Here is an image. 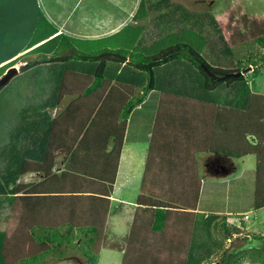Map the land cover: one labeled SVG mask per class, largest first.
I'll use <instances>...</instances> for the list:
<instances>
[{"label": "crops", "instance_id": "1", "mask_svg": "<svg viewBox=\"0 0 264 264\" xmlns=\"http://www.w3.org/2000/svg\"><path fill=\"white\" fill-rule=\"evenodd\" d=\"M20 1L0 0V17H4ZM25 1L34 3L35 20L41 15L56 30L55 35L64 34L79 40L108 39L117 37L128 26H140L144 32L143 25L137 23L145 20L147 14L144 19L134 18L141 0ZM34 31L23 28V25L13 29L0 25V68L13 60L17 61L4 71L0 79L10 69H16L15 65L23 67L27 63L21 59L23 55L45 42L29 48ZM181 83L179 87L171 85L172 90L182 87V91L192 89L191 81L183 79ZM155 89L133 106L125 120L99 264H197L195 249L199 243L195 241V234L203 231L202 227L197 228L198 217L214 225L222 220L236 227L234 216L242 219L247 215L246 220H241V223H245L250 220L251 211L257 214L264 210V206L254 207L258 171L256 157L251 150L257 144V139L253 129L248 128L252 123L251 114L244 115L238 121L237 110L225 104L232 99L231 95L210 100L205 95L158 90L155 93ZM141 91L137 92L136 89V95ZM65 100H68L67 106L72 97H65L61 104ZM61 104L44 111L49 109L57 112ZM41 112L34 116L29 111L21 110L16 127L13 126L8 134L9 142L5 147H0L1 244L12 214L10 202L16 186L37 185L44 179L38 170L32 172L24 168L23 173L14 177L13 168L15 161L23 162L24 165L37 163L38 153L43 150L47 137V126L40 118L46 113ZM59 113L52 118L47 117L53 119ZM12 116L4 113L0 114V119ZM30 120L36 122L32 129L28 127ZM1 124L6 127L13 125L9 121H0ZM18 130L20 135L17 134ZM142 138L147 147L137 151L135 145L142 143ZM107 148H111V142ZM12 149H16L17 153H12ZM34 159L35 163L32 161ZM58 161L62 165L61 169H57ZM64 166L63 157H56L52 174L59 175ZM261 191L264 194V186ZM244 195L253 200L245 204ZM173 199L185 200L183 203L186 206L182 209L168 208ZM160 208L164 216L158 210ZM53 212L57 214L58 211ZM43 213L44 209L40 207L33 210L21 207L15 215H19L20 224L28 219L29 214ZM163 217L162 230L155 231V222L163 220ZM227 240L235 239L229 237ZM236 253L237 250L233 252ZM103 254L105 260L102 259ZM197 256L198 262L204 264L203 258Z\"/></svg>", "mask_w": 264, "mask_h": 264}, {"label": "trees", "instance_id": "2", "mask_svg": "<svg viewBox=\"0 0 264 264\" xmlns=\"http://www.w3.org/2000/svg\"><path fill=\"white\" fill-rule=\"evenodd\" d=\"M146 14L141 0L134 18L142 19ZM163 22L167 24V21L160 19L152 24L151 30H162ZM210 24H215L213 33L199 38L197 48L187 43H177L155 56H146L143 50L137 48L149 30L143 32L140 26H128L119 35L132 29L135 33L132 40L124 44L126 49L111 52L128 58V62H123L115 58H96L103 52H110L107 49L94 54L77 51L74 39L64 34L55 35L56 30L41 15L38 16L29 48L45 42L23 55L21 59L27 63L21 68V73L29 72L34 80L43 76L46 88L40 90L42 93L35 94L38 105L33 103L23 112L29 111L36 116L46 108L59 106L65 97H72V100L55 118H48L44 112V117H40L47 126V137L43 150L38 153L37 163L24 165L15 161L14 177L23 173L24 168L32 172L38 170L44 179L37 185L16 186L10 202L12 214L0 247L3 264H99L125 120L133 106L155 88V69L160 67L167 68L166 72L175 78L181 77L193 83L188 91H182L183 87L175 89L176 94L188 92L195 96L205 95L210 100L231 95L232 99L225 101V104L237 110L238 121L244 115L251 114L252 123L248 128L253 129L257 139V144L251 150L256 157L258 171L254 207L264 206L261 191L264 186V95L250 92L245 75L239 74L248 66L253 68L254 73L258 65L264 62V53L254 59H246L247 66L245 61L239 59L232 63L233 45L218 23L211 21ZM253 43L264 50V30L253 37ZM202 50L211 52L218 64H210L202 56ZM181 52H187V55H179ZM16 62L13 60L1 67L0 76ZM8 83L1 85L0 90ZM138 87L142 91L136 95ZM29 122L30 129L36 126L33 120ZM17 134L20 135L19 130ZM109 142L111 148L108 150ZM12 150V153H17L16 149ZM58 156L63 157L65 166L59 175H55L51 170ZM32 161L36 162L35 159ZM183 202V199H173L171 207H167L182 209L186 206ZM21 207H29L30 210L40 207L44 213L29 214L28 219L18 224L19 215L15 213H19ZM53 210H57V214H53ZM158 210L164 216L163 209ZM163 222L164 217L163 220L158 219L154 230L161 231ZM221 226L226 237H237L245 232L226 222ZM246 233L240 235L238 240L247 243L254 240L264 244L262 236ZM63 248L75 249L76 253L64 257Z\"/></svg>", "mask_w": 264, "mask_h": 264}, {"label": "rangeland", "instance_id": "3", "mask_svg": "<svg viewBox=\"0 0 264 264\" xmlns=\"http://www.w3.org/2000/svg\"><path fill=\"white\" fill-rule=\"evenodd\" d=\"M143 3L147 15L145 20L137 24L143 25V29L149 30V33L137 48L143 50L146 56H155L177 43H187L197 48V40L199 38L213 33L215 24H210L211 21L218 23L217 25L224 32L225 37L233 45L232 63L239 59L245 61L244 64L247 66L249 64H247L246 59H254L260 53H264V50L253 43V37L264 30V0H143ZM33 5L34 3H29V1L28 3L25 0L20 1L16 7L7 11L4 17H0V25L11 27V29L23 25V28L34 31L37 21L34 18L33 10L35 8H33ZM160 19L167 21V24L163 22L162 30L153 32L151 30L153 28L152 24L157 23ZM210 19L212 20L210 21ZM65 26L68 27V25ZM129 28L132 27L129 26ZM134 34L132 29H129L126 32L123 31L117 37L108 39H74V46L77 51L84 54H94L106 49L114 52L120 48L126 49L124 44L131 41ZM98 40L100 42L95 43ZM201 52L202 56L210 64H218L211 52L206 50ZM179 55L186 56L187 52H181ZM15 67L17 71L15 76H13L7 86L0 90V114L14 115L11 118L0 119V121L13 123L11 127H6L4 124L0 125V147H5L9 142L10 137L8 134H10L13 126L16 127L21 110L33 103L38 105V99L35 94L42 93L40 90L43 91L46 88L43 76H40L38 80H34L33 77L29 76V72L21 73L22 67L20 64L15 65ZM155 70V93H157L156 90L173 93L172 83L179 87L183 81V78H175L176 76L173 77L169 72H166L167 68L160 67ZM107 74L110 76L109 69ZM241 74L245 75L250 92L264 95V62L258 65L254 73L253 68L248 66ZM34 81L36 84H34ZM140 90L141 87L137 88V92ZM67 102L68 100H65L61 107L56 110L57 112L49 109L43 112L52 118L66 106ZM131 146L133 147L134 144ZM141 147H144V149L147 147L144 138H142V143L135 145V150L138 151ZM57 163V169L58 167L61 169L62 165L59 161ZM248 163L250 162L248 161ZM243 200L245 204H248L253 199L244 195ZM233 218L236 228L238 224V228L241 231L264 238V210L257 214L251 211L250 220L245 223H241L243 217L242 219L237 216ZM221 223H223L222 220L214 225L211 221L203 220L201 216L197 218L196 224L198 226H196L198 229L202 227L203 231L195 234V241L199 243L195 252L203 258L204 264H264V245L252 243L254 247L247 248L250 242L244 244V242L238 240L240 235H245L246 232H241L237 237L233 236V238L236 237L234 241L227 240L231 236H225ZM2 235L3 229L0 228V239H2ZM61 250L64 257H69L76 253V250L71 248H63ZM236 250L237 253L233 254ZM197 255L195 258L197 264H200ZM102 257L105 260V255ZM0 264H3L1 260ZM192 264H196V262H192Z\"/></svg>", "mask_w": 264, "mask_h": 264}, {"label": "water", "instance_id": "4", "mask_svg": "<svg viewBox=\"0 0 264 264\" xmlns=\"http://www.w3.org/2000/svg\"><path fill=\"white\" fill-rule=\"evenodd\" d=\"M73 55H76L75 53H71ZM97 59H103V58H115V59H119V60H122L123 62H128V58L122 56V55H119L117 53H111V52H103L101 54H99L97 57ZM16 69L15 68H12L10 69L5 75H3V77L0 79V86L5 84L11 77H13L15 74H16ZM241 74V73H239ZM252 243H256V244H261V245H264L262 244L261 242L259 241H254V240H251L250 244L247 245V247H254L252 245Z\"/></svg>", "mask_w": 264, "mask_h": 264}, {"label": "built area", "instance_id": "5", "mask_svg": "<svg viewBox=\"0 0 264 264\" xmlns=\"http://www.w3.org/2000/svg\"><path fill=\"white\" fill-rule=\"evenodd\" d=\"M247 218H248V216H247V215H244V216H243V220H244V219L246 220Z\"/></svg>", "mask_w": 264, "mask_h": 264}]
</instances>
